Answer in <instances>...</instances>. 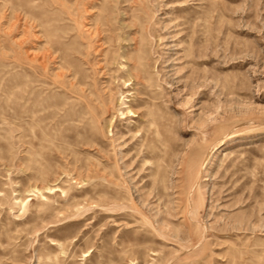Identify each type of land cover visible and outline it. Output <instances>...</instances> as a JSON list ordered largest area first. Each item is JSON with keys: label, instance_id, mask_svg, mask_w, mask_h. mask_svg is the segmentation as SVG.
I'll return each mask as SVG.
<instances>
[{"label": "rangeland", "instance_id": "rangeland-1", "mask_svg": "<svg viewBox=\"0 0 264 264\" xmlns=\"http://www.w3.org/2000/svg\"><path fill=\"white\" fill-rule=\"evenodd\" d=\"M139 262L264 264V0H0V264Z\"/></svg>", "mask_w": 264, "mask_h": 264}, {"label": "bare ground", "instance_id": "bare-ground-1", "mask_svg": "<svg viewBox=\"0 0 264 264\" xmlns=\"http://www.w3.org/2000/svg\"><path fill=\"white\" fill-rule=\"evenodd\" d=\"M117 5V4H116ZM21 8V7H20ZM16 11V10H15ZM24 15H25V12H24ZM23 15V16H24ZM16 16V15H15ZM14 16V17H15ZM27 18V17H26ZM51 24V23H50ZM24 25V24H23ZM38 26V25H37ZM97 29H100L101 32H104L105 31V28H104V23L101 22L99 27ZM100 30H97V31H100ZM95 32V30H94ZM78 34V33H77ZM97 34V33H96ZM100 34V33H99ZM105 34V32H104ZM90 35V34H89ZM105 37L102 38V39H105V40H108V36L105 34L104 35ZM93 37V36H92ZM97 37V36H96ZM50 39V38H49ZM90 41V40H89ZM46 42V41H45ZM56 42V41H55ZM18 43V42H17ZM47 43V42H46ZM102 44H105V42H103ZM122 44V43H120ZM127 44V43H126ZM124 45V44H123ZM126 47V46H125ZM52 48V47H50ZM49 48V50H50ZM109 48V46H108ZM53 49V48H52ZM49 50L47 52H49ZM119 50V49H118ZM107 51V50H106ZM122 52V51H121ZM54 53V52H53ZM118 54V53H117ZM48 55V54H47ZM50 55V54H49ZM58 55V54H57ZM121 55V54H120ZM17 56V55H16ZM46 56V55H45ZM65 56V53L61 51V53H59V57H60V63L63 62V58ZM105 56V55H104ZM114 57H117L116 55ZM118 58V57H117ZM116 59V58H115ZM105 60V59H104ZM117 60V59H116ZM53 61V60H52ZM114 62V61H113ZM40 64V63H39ZM109 64V63H108ZM107 64V65H108ZM43 65V64H42ZM111 65V64H110ZM118 65V64H117ZM123 65V64H122ZM135 65V64H134ZM121 66V65H120ZM136 66V65H135ZM60 68L62 67V65L59 66ZM69 67V66H68ZM103 67V66H102ZM110 67V66H109ZM122 68V66H121ZM136 67H132V69H135ZM119 69V68H118ZM128 69V68H127ZM108 70V69H106ZM131 72V71H130ZM72 76L75 80L78 81V83L80 85H83L84 82L82 81V78L80 76V74L77 73V71H74L72 72ZM109 73V72H108ZM119 73V72H118ZM113 74V73H112ZM127 74V73H126ZM114 75V74H113ZM131 76V75H129ZM128 76V77H129ZM133 77V80L134 82H130L129 84H131L132 87H130L128 89V93L130 95H132V98L131 100L135 101L138 106H140V108L142 109L141 113L135 115V110H132L130 108L131 105L127 106L126 108V113L128 114V116H132V115H135V116H138V121L137 122H134L132 124H129V127L127 129V132H122V136H126L125 138V142L130 139V144L128 146V148H130L131 150H134L135 154H142L143 157L145 156H148L149 153L152 151L148 146L149 144L153 141V139L157 138V137H160V138H164L166 136V134L163 132V130L161 131L160 130V127L158 126H155V128L151 131V126L153 125V121L149 118V116L151 115L152 113V110H151V104H152V99H153V94H152V89H151V86L152 84L149 82V78L146 74H140L137 70L135 71L134 75L132 76ZM130 77L127 79L129 80ZM127 80L125 79L126 83H127ZM72 82V81H71ZM70 82V83H71ZM55 83V82H53ZM58 84V83H57ZM68 84V83H67ZM72 84V83H71ZM87 84V83H86ZM89 84V83H88ZM46 85V84H45ZM60 84H58L59 86ZM108 85V83H107ZM65 86V85H64ZM129 86V85H128ZM41 87H43V85H41ZM45 88V87H44ZM74 88V86H73ZM126 89V88H125ZM91 90V88H90ZM96 91V89H94ZM109 91V90H108ZM31 92V91H29ZM28 92V93H29ZM70 93V92H69ZM110 94V93H109ZM115 94V93H114ZM74 95V93H73ZM102 95V94H101ZM25 96V95H24ZM77 96V95H76ZM84 96V95H83ZM29 98V97H28ZM80 98V97H79ZM82 98V97H81ZM131 98V96H130ZM77 99V98H76ZM83 99V98H82ZM81 99V100H82ZM29 100V99H28ZM85 100V99H83ZM128 100V99H127ZM26 101H27V98H26ZM132 101V102H133ZM23 102V101H22ZM25 102V101H24ZM85 102V101H84ZM103 102V101H102ZM112 104V103H111ZM55 105V104H53ZM103 105V104H101ZM31 106V105H30ZM88 107V106H87ZM132 107V106H131ZM28 108V107H27ZM30 108V107H29ZM108 108V107H107ZM32 109V107H31ZM39 109V108H38ZM41 109V108H40ZM59 110V108H58ZM62 110V109H61ZM59 110V111H61ZM90 110V108H89ZM91 110H94L93 108ZM42 111V110H41ZM109 111V110H108ZM32 112H33V109H32ZM43 112V111H42ZM48 111L46 110L45 113H47ZM83 112V111H82ZM121 113H125V111L121 112ZM95 114V113H94ZM122 114V115H123ZM26 115V114H25ZM24 115V116H25ZM32 115V114H31ZM46 115V114H45ZM104 115V114H103ZM125 115V114H124ZM123 115V116H124ZM27 116V115H26ZM34 116V115H33ZM44 116V115H43ZM51 116V115H50ZM96 116V115H95ZM29 117V116H28ZM31 117V116H30ZM29 117V118H30ZM41 117V116H40ZM32 121V120H31ZM36 121V120H35ZM109 122V121H108ZM111 122V121H110ZM38 123V121L36 122ZM130 136H128V134H130ZM33 137V136H32ZM36 138V137H35ZM137 145H140V149H137ZM162 145V144H161ZM165 152V151H164ZM133 153V154H134ZM134 154V155H135ZM227 156V155H226ZM137 157V156H136ZM161 157V155H159V157H157L155 159V161H152L153 163L151 164L152 166L154 165V173H159V167L161 166V163H159V158ZM135 158V157H133ZM140 158V156H139ZM138 159V158H137ZM146 159V158H145ZM140 160V159H139ZM144 160V159H143ZM140 162V161H139ZM138 164V163H137ZM151 169V168H150ZM195 169V168H194ZM193 170V169H191ZM190 170V171H191ZM151 171V170H150ZM195 172V171H194ZM196 173V172H195ZM192 172H189V178H191L192 176ZM195 181V180H194ZM197 181V180H196ZM186 182V181H185ZM190 184V183H189ZM196 184V183H194ZM190 186V185H189ZM196 186V185H195ZM193 187V186H192ZM184 192H185V184H184ZM190 189V187H189ZM192 189V188H191ZM160 191V189H158V192ZM187 191V190H186ZM190 191V190H189ZM157 192V193H158ZM162 194V193H161ZM189 194V193H188ZM167 196V205L168 203L170 202V199L168 198V194L166 195ZM189 200H190V206H186L185 207V203L182 202L181 199H179L178 204L177 206H179V209H180V212L182 213V215H184V218L186 220H188V222H193V221H196V220H199L198 218V210H197V205H194V202H193V195L192 193L189 195ZM188 200V201H189ZM23 202V200L21 201ZM165 204V205H166ZM188 205V204H187ZM170 206V205H169ZM176 206V207H177ZM168 210V209H167ZM172 214V213H171ZM178 216V215H176ZM175 217V216H174ZM179 217V216H178ZM200 226V225H199ZM174 227V226H173ZM178 230V229H177ZM204 238V237H203ZM195 245V244H194ZM132 257V256H131ZM137 258L136 256L133 257V259ZM136 264V263H135ZM137 264H143V263H137Z\"/></svg>", "mask_w": 264, "mask_h": 264}]
</instances>
